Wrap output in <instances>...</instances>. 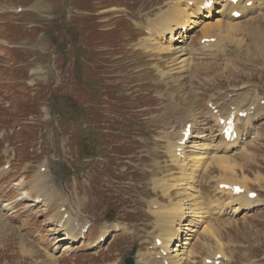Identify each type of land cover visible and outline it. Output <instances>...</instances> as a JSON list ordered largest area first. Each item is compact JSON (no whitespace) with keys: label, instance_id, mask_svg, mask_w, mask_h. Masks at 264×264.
Listing matches in <instances>:
<instances>
[{"label":"rangeland","instance_id":"1","mask_svg":"<svg viewBox=\"0 0 264 264\" xmlns=\"http://www.w3.org/2000/svg\"><path fill=\"white\" fill-rule=\"evenodd\" d=\"M143 1L147 3L151 0ZM123 3L122 0H0V131L7 128V135L4 138L0 136V168L8 159H12L14 165L10 176L0 179V201L11 203V200L15 201L17 199L15 201L17 206L12 210L2 209L0 204V264H105L119 259L124 261L135 245L138 250L137 258L140 257L141 251L148 252L151 248L153 239L143 228V221H145L143 217L149 215L145 192H148V199L152 195L155 197L160 196V192L154 191L148 183L150 164H155L160 158L166 156L164 150L168 140L166 131L173 129L172 125H177L178 121L174 116L170 118L164 115L163 102L161 101V94L164 91L162 89L149 91L144 84L145 75L143 71L132 72V80L127 84V87L117 90L113 86H115L114 83L117 82L119 77L113 81L114 76L110 73V77L102 75L104 77L101 78V80L106 78V82L110 84L113 97L109 96V102L112 103L113 101V105L124 108L121 114H115L118 117L119 124L111 127L112 124L116 123H111L109 117L111 110L103 115L100 111L102 110L100 103L99 110L96 108L87 112L83 110V104L86 103L89 97L87 84L91 81L86 80L88 71L83 73L81 64H78L75 60L88 44L89 49H96L93 41L97 32L95 20L97 26L103 25L104 28L113 24L117 25V28L122 27L123 22L121 23V21L126 18V11L130 9L126 6V4H130L129 0L126 1V4L122 5ZM111 5H122L121 8H124V11L118 12L123 13V15L115 19L116 21L110 20L108 24L104 22L102 19L111 18V15L98 16L97 13L100 9L97 12L92 10L93 17H89L90 10L87 6L103 7ZM146 8L140 1L133 3L134 15L139 22L137 24L145 28L149 27L148 22L158 15L157 13L154 18L143 20L142 12ZM65 9L71 13L74 10V16L72 15L73 17L69 23L64 25L63 22L69 20L64 18ZM113 10H117V8H113ZM59 15H61L60 19ZM255 21L257 20L244 22L245 28L238 30L241 32L223 33L222 35L214 33L213 36L222 37L215 38L214 42L207 41V43L210 42L209 46H213L210 47L212 53L207 56H195L196 59H202L211 64L214 61V70L210 74V77L213 76V80L205 79L208 74L204 72L196 80H202L203 78L205 81L221 82L220 84L227 86V89L231 88L233 91L243 92L242 95L246 96L248 100L254 99L252 106L258 108L260 105L264 111V104L260 102L264 97L260 99L257 88L254 89L255 94L251 96L250 90L252 88L247 87L255 85L252 80L256 76V72L264 69L263 54L251 53L246 49L247 45H244L254 42V40L255 42L264 40V27L259 22L254 27L246 26ZM124 23L126 24L125 21ZM65 27L67 30H65ZM128 29L126 25V30L121 32L122 36H126L130 32ZM66 31L68 32L65 34ZM42 32L45 33L44 36L38 37ZM248 33L251 34V37L248 36ZM104 34L109 36L112 32ZM244 35L247 40L243 38ZM188 37L185 36L184 41ZM71 38H73V41ZM197 39L198 33L195 32L191 37V45H196ZM220 39L223 41L222 45ZM68 41L73 43L70 51L72 55L66 53ZM141 41H145L143 37L137 44L139 45ZM228 41L234 44L235 49L233 51L229 49ZM34 42L36 43L35 46L31 44ZM214 45L218 48H214ZM238 45L244 46L238 47ZM62 50L63 52H61ZM215 55L218 57L214 58ZM232 56H237L240 61L237 73L234 76H214L216 62H226ZM67 57L70 59L73 57L74 62H68ZM169 65L171 63L168 62L165 68L171 69ZM38 66L42 67L43 70H33ZM105 67L104 70H106ZM203 68L204 71L212 69L209 67ZM97 73V71H94L91 79ZM157 74V72L154 73V75ZM189 77L191 78V76ZM254 81L259 83L260 90L264 93V71L259 73ZM176 83L179 84L181 93L187 91L179 81ZM164 84L168 87V82L164 81ZM237 86H243V88H236ZM227 89H219L212 96V100L215 98L217 101L219 98L218 101L222 105V111H226L229 105H235L233 102H229L230 99L224 100L226 96L219 97L220 94L222 96L227 94ZM143 91H148L153 95H144ZM172 94L176 96L174 91H172ZM146 96L149 98L148 101H144ZM81 111L83 114H80ZM86 113H88V117L84 122V127L92 122H97L96 126H98V123L104 124L105 133H108L106 140L113 144V153L108 156L107 162L114 163V160H117L115 163L119 167L113 165L115 171L112 170L111 174L122 181V189L125 191L127 198L120 196L119 191L111 188L113 186L108 184V177L103 171L98 170L102 165L101 161L104 160L102 156H106L105 154L99 153L95 158L99 161L97 164L83 166L87 161H90L87 156L89 142L82 141L84 135L80 133L78 125H73L74 121L72 119L69 121V118L82 115L79 118V121H82ZM60 117L66 120H61L58 123ZM197 117H199V120L196 121H200L199 124L202 118H210L209 115L207 116V112H202ZM69 123L71 126H69ZM254 123L256 127L252 123L246 145L249 141L248 138L253 133V127L257 137L253 135L256 138L249 142V150H245L244 154L236 152V155L234 154L232 157L235 166L237 163L244 161L245 171H243L245 173L238 171L237 175L242 178L245 174V176L250 177V181L258 171L264 173V113ZM133 124L136 127L132 129ZM10 127L15 131H11ZM73 128L74 131H72ZM8 142L13 151L6 145ZM5 149H8L9 153ZM47 159L51 160L52 167L49 166V163H43L42 165H48L47 170L51 168L49 172L51 181L56 179L57 183L65 190L72 189L75 194V201L80 203L79 207L82 209L87 208L85 213H89V219H93L92 221L96 224L95 228L93 227L95 232L90 231L88 238H84L82 243L69 244L71 247H68L67 250L63 251L61 247L62 250L60 249L55 253V256H59V262L57 260L52 261L49 255L53 252L52 230L55 224L52 220H49L53 223V227L51 226L47 215H44L43 206H34L38 204L35 198V202H32L34 195H32L31 200H26L21 197L22 189L20 190L22 187H24V190H28L25 189V179H22L33 173L30 171L29 174L23 175L26 169L23 167L25 163L32 161L42 163ZM162 163L164 164V162ZM125 164H129L131 170L126 169ZM36 166L39 167L38 164ZM136 168L145 172L142 181L137 179ZM43 176H45V179L48 178L44 174ZM90 177L92 178V185H87L89 194L83 197L86 194V181ZM240 178H238L239 181L244 180H240ZM34 179H36V176L33 178V185L29 183L28 188L36 187ZM248 183L250 191L257 190L264 198V184L262 186L253 180L248 181ZM46 184H48V181H46ZM206 185L207 191L213 197L215 196L222 202L228 200V197H225L226 200H222V195L215 189L216 181L208 182ZM29 192L31 194L32 191L29 190ZM40 192L47 195L49 193L52 197L56 196L55 199L51 198L53 201H51V204H55L56 198L62 200L69 198L64 194L61 196L57 189L53 192L51 187L43 186ZM257 197L259 198L260 195ZM128 203H131V205L128 206ZM60 205L64 206V203ZM247 212L244 213L248 214L246 216L228 217V215H225L227 219L223 218L227 223L224 225L216 220V218L219 219L217 216H214L215 219L212 217L211 221H213V229H215L213 233L201 232L187 246L188 250L194 249L198 253L191 258V264H196L197 259L200 261L199 264H202L208 252L222 254V264H225L224 259L227 258L228 260V257L232 260L231 264H264V207H261V210ZM45 214L47 213L45 212ZM102 221L110 224L122 223L127 226L128 231H136L137 234L134 237L121 238L120 235L124 230L112 228L113 230L111 229L109 233L108 230L103 238H106L104 243H101L103 245L109 244V250L99 252L96 255L93 253L95 249H91V243L96 242L95 239L98 236L97 226ZM82 237L83 235L80 236V238ZM67 238L69 239V237ZM75 239L73 240L75 241ZM144 241L147 242L144 243ZM94 245H92L93 248L99 244ZM220 247L221 251L219 250ZM138 260L137 264H142Z\"/></svg>","mask_w":264,"mask_h":264},{"label":"bare ground","instance_id":"2","mask_svg":"<svg viewBox=\"0 0 264 264\" xmlns=\"http://www.w3.org/2000/svg\"><path fill=\"white\" fill-rule=\"evenodd\" d=\"M208 1L210 0H168L165 4V8L161 9L160 13H158V15L153 20L148 22L149 27H146L148 33L143 37L145 41H141L139 46L149 52H170L174 47H176L175 39L178 37L185 38V36H190V29H192V27H200L203 38L222 37L213 36L214 33L222 35L223 33L230 34L233 32H241L238 30L245 28V24L243 20L241 21L239 18L233 16V12L235 10L240 11L242 16H247V18L251 19L254 18L256 13H260L264 10V0H251V6H247L246 4V2L250 0H239L236 3H233L229 0H213L211 5L206 4ZM216 12L218 15L215 20H212ZM253 20L257 19L255 18ZM137 23L139 22L137 21ZM248 36L251 37V34L248 33ZM243 38L247 40L245 35ZM221 39L223 40V38ZM181 42H184L183 46L188 44L186 41H184V39ZM263 42L264 40L261 42H258V40L255 42L254 40V42L244 45H247L246 49L249 52H255L259 55L263 54L264 56ZM209 43L210 42L207 43V41L202 43L200 48H202V50L209 51V53L202 52L201 56H207L208 54L210 55L212 53L210 47L213 46H209ZM222 43L223 41L221 42V45ZM244 45H238V47H242ZM215 47L218 48V46L214 45V48ZM187 48L188 49L185 53L177 56L176 59H174L171 63L181 64L183 71L191 76L193 80H196L200 74H203L202 72L208 74L206 75L205 79L213 80V76L210 77V74L214 70V61L211 64L202 59L198 60L195 58L196 51L189 47ZM224 54L226 53L224 52ZM216 57L218 56L215 55L214 58ZM239 63L240 61L237 56H232L228 59V61L223 63L216 62V71L214 76H234L237 73V67ZM203 67H209L212 69H207L204 71ZM162 73L165 74L164 72ZM248 89L250 90V88ZM222 93L224 94V91ZM238 93H241L239 94V102L234 103V106L229 105L230 107L228 106L226 111L221 110L222 105L218 101L219 98L217 101L215 98H213V104L219 108V114H214L211 111H207V116L209 115L210 118L201 117L202 120L200 124V121H196L195 127L191 130L190 137L183 143L179 142L184 137L182 129L183 127L187 126L191 120H193V114L191 113L192 110L190 109L189 113L181 115V118L184 121L180 125L179 130L173 135L169 136L167 153V156L172 161L176 171L159 176V174L164 173L169 169L155 168L153 169V176L150 179V183L155 189L162 192L163 197H158L159 200L157 198H151L147 201V210L149 215L144 218L145 223L143 226L146 229L152 228V231L149 235H153L155 240L152 242V248L147 253H141V255L139 254L140 260H138V262L141 261L142 264H190L191 257L193 258V255L195 256L198 253L194 251V249L188 250L187 246L190 241L196 238L201 232H205L207 234L213 233L215 229H213L214 224L210 218L217 216L219 219L216 220H218L220 224L224 225L227 223L226 220L220 219L225 217V215H241L251 209H255L264 205V200L260 199V197L251 198L248 196V192L251 190L248 188V181L251 182L253 180L254 182L262 185L264 184V173L258 171L257 174L251 178V181L249 179L250 177L245 176L243 173V177L240 178L238 177L237 172L245 171L244 161L237 163L236 166L233 163L234 159L232 157L235 150H247L246 141L248 133L251 131L252 122L254 118H256L263 111L262 106L259 105L258 108L253 106L254 110L251 112L254 99L251 98L249 101L246 96L242 95L243 92L238 91ZM226 95L227 94L222 96L220 94L219 97L223 98ZM173 97L175 99L176 96L173 95ZM184 99L189 100V97L186 96ZM225 99L226 97L224 100ZM181 106L186 107L188 104L182 103ZM181 106H179V108H183ZM244 111H247L246 117H237V135L234 139H227L225 137L223 133L224 126H221L217 132H214L209 124L210 120L212 119H219L220 117H227L230 113L238 114L239 112ZM200 114H202V112L198 113L199 116ZM204 146L206 147L205 149ZM190 147H192L191 149L194 147L196 150H198V153L196 150L191 151ZM40 167H42V165ZM38 173L39 174L36 175V179H34L36 181L35 186L38 187L35 189V191H39L35 201L36 203L41 202L46 207L45 209L48 210V208L52 205V199H55L56 196L52 197L49 193L47 195L46 193L40 192L41 187H43L42 182L45 180V176H43L41 171H38ZM238 178H240V180H244L239 181ZM211 181L217 182L215 188L217 189V192L228 197V200H226L225 203L218 198L213 199L209 192L205 189V185ZM222 184H236L243 186L245 187V192L240 194L236 193L231 189L221 187ZM21 189V197L29 199V197H31L29 190H24V187L20 188V190ZM175 190H177L176 196L179 197V200H176L173 195ZM60 194L62 196L63 193ZM39 198H42V201H39ZM165 198H168L169 203L164 201ZM78 202L73 199L71 208L76 209L74 211L68 212L67 216H65V212L67 210L62 212L61 209L63 206L61 205H59L58 210L53 214V216H51V220L55 224L53 229L54 231L52 230L54 241L52 249L54 253L52 252V254H49L52 261L59 260V256H55V253H57L58 250L60 251L61 247L63 251H65L68 247H71L69 244L81 240L80 236L83 235V237H85L86 235V232L84 231L86 224L83 223V219L78 215V211L81 209L79 207L80 203ZM11 203L0 202L1 208L5 210H11L14 208V205ZM114 226L118 229L122 228L120 227V224H115ZM123 228H126V226ZM108 230H110V226L103 222L99 227V237L96 240L97 244L99 245L95 247L94 249L96 250L93 251L96 253V255H98V251L107 249V246H103L101 242ZM133 235L134 233L125 234V236L128 238L129 236ZM67 237H69V239ZM73 239H75V241ZM157 239H161V243H159ZM147 241H144V243ZM219 250L221 251V247ZM217 253L218 252H208L203 264H217L215 257ZM212 255H214L212 257L213 261L208 262L206 258ZM120 263L123 264L122 261H120ZM220 264H222V262Z\"/></svg>","mask_w":264,"mask_h":264},{"label":"water","instance_id":"3","mask_svg":"<svg viewBox=\"0 0 264 264\" xmlns=\"http://www.w3.org/2000/svg\"><path fill=\"white\" fill-rule=\"evenodd\" d=\"M126 264H134L133 260L131 258H128L126 260Z\"/></svg>","mask_w":264,"mask_h":264}]
</instances>
